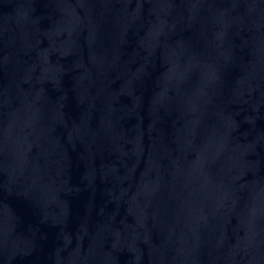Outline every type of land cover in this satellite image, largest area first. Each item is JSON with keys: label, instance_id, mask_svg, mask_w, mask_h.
<instances>
[{"label": "water", "instance_id": "1", "mask_svg": "<svg viewBox=\"0 0 264 264\" xmlns=\"http://www.w3.org/2000/svg\"><path fill=\"white\" fill-rule=\"evenodd\" d=\"M0 264H264V0H99L0 168Z\"/></svg>", "mask_w": 264, "mask_h": 264}]
</instances>
